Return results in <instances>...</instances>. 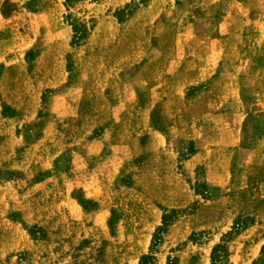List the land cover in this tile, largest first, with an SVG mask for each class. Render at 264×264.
<instances>
[{
  "label": "rangeland",
  "instance_id": "rangeland-1",
  "mask_svg": "<svg viewBox=\"0 0 264 264\" xmlns=\"http://www.w3.org/2000/svg\"><path fill=\"white\" fill-rule=\"evenodd\" d=\"M0 264H264V0H0Z\"/></svg>",
  "mask_w": 264,
  "mask_h": 264
},
{
  "label": "trees",
  "instance_id": "trees-1",
  "mask_svg": "<svg viewBox=\"0 0 264 264\" xmlns=\"http://www.w3.org/2000/svg\"><path fill=\"white\" fill-rule=\"evenodd\" d=\"M218 248H219V246H217V247L214 248V251H213V257H214V258H213V260H216V259H215V253H216V251H217Z\"/></svg>",
  "mask_w": 264,
  "mask_h": 264
},
{
  "label": "crops",
  "instance_id": "crops-1",
  "mask_svg": "<svg viewBox=\"0 0 264 264\" xmlns=\"http://www.w3.org/2000/svg\"><path fill=\"white\" fill-rule=\"evenodd\" d=\"M161 84H157V85H155V87L157 86V87H159ZM184 92H182V94H183ZM151 96H153V98H154V94L151 92Z\"/></svg>",
  "mask_w": 264,
  "mask_h": 264
}]
</instances>
